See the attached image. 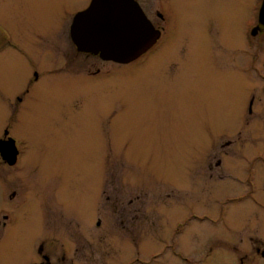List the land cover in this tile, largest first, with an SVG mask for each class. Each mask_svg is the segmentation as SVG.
<instances>
[{"label":"rangeland","instance_id":"rangeland-1","mask_svg":"<svg viewBox=\"0 0 264 264\" xmlns=\"http://www.w3.org/2000/svg\"><path fill=\"white\" fill-rule=\"evenodd\" d=\"M88 1L0 0V24L37 65L50 62L33 41L36 33L53 56L74 65L54 66L21 105L13 127L24 145L22 172L0 159V205L13 191H24L25 202L10 234L13 246H0V264H26L33 235L52 237L54 248L61 233L74 264H224L222 243L243 231L245 217L264 216L253 203H264L261 183L255 177L253 191L244 184L250 161L242 152L253 145L251 128L242 142L233 123L237 111L225 106L223 74L210 82L206 69L220 61L217 66L239 73V41L223 51L215 26L202 27L212 13L227 37L233 18L222 10L229 0L173 1L177 39L151 64L76 58L70 38L58 37ZM254 2L246 1L248 22ZM199 68L202 77L195 76ZM25 73L19 54L0 55L1 126L18 106L12 94L24 86ZM251 169L253 177L257 166ZM56 191L69 200V211Z\"/></svg>","mask_w":264,"mask_h":264},{"label":"flooded vegetation","instance_id":"flooded-vegetation-1","mask_svg":"<svg viewBox=\"0 0 264 264\" xmlns=\"http://www.w3.org/2000/svg\"><path fill=\"white\" fill-rule=\"evenodd\" d=\"M90 1L91 0L79 10L75 11L68 25L67 35L62 32L58 39L60 38L62 42H65L70 38L74 49L76 50V58L79 57L85 61L89 58L102 63L115 64L112 60H104L99 53L78 50L71 38L70 26L73 17L78 12L86 9ZM134 1L140 7L155 36L154 42H152V44L139 57H137L136 60L142 59L143 62L151 64L156 58L161 57L162 50L166 49V46L170 47L171 42L174 45V42L177 39V31L181 25L178 20L179 12L174 5L173 1L175 0ZM209 1L210 4L214 2L213 0ZM246 1L247 0H229V6H225L222 10L223 12H229L230 17L233 18L231 20L232 25H229V28L225 29L229 32L227 37L222 35V32L224 31L222 22L217 20L212 13L209 21L202 24L204 29L211 27V25L215 26L214 28L219 32L218 36L222 42L223 51L227 47H233L234 44L239 41L237 47L241 53L239 60V73L232 72L229 67L225 68L224 66H217L216 63H220V61L208 65V68L205 66L203 69H207L210 82L214 80L218 81L220 79V74H223L225 106L231 108L233 112L237 111V113H234L233 123L240 129L238 134L240 139H242V142V134L245 133L244 139L247 140V128H251L249 130V136L251 137L253 145L251 148L250 146L249 148L244 146V152H242L244 161H246V163H249L250 161L248 175L244 180V184L246 187L251 188L250 191H253L252 189L254 188L257 179L261 183L264 191V29H258L252 33L257 25L258 12L262 0H255L256 3L254 2L255 6L252 12H255V17L253 18V22H248L247 20L245 13ZM212 16H214L215 19ZM49 31L50 29L45 30L40 36L42 37V34L46 36ZM51 39L52 37L48 42H51ZM33 41L39 51L40 47H44V53H42V55L45 54V56H48L46 63L50 62V65L46 67H42L39 64L37 65L29 55L28 51L24 50L18 43L14 42L8 30L0 24V55L9 52L19 54L22 58V65L26 68V81L24 86L12 94L18 102V106L13 108L11 112L6 115L5 121L1 123L2 126L0 125V146L4 149V156L9 158H4L0 152L1 163L17 172H22L20 167L22 155L24 154V145L22 144L21 139L14 134L15 127H13V125L15 124L16 116L20 111L21 105L23 106L26 100L31 96L33 87L38 81L46 78L45 73H53L54 66L60 67L61 70L68 71L74 66L72 65L73 62L70 57L67 60H60L61 58L53 56L49 50H46L44 41H40L39 33L34 34ZM210 47L213 48L209 41L208 48ZM212 52L214 55L213 50ZM60 62H63V64H59ZM223 63L225 62L223 61ZM195 66L196 65L193 64V67ZM203 69L199 68L195 76L199 75V77H202L203 71L200 70ZM39 70H42V78H40V75L38 74ZM193 72L196 71L193 70ZM70 76L71 75H68L69 78H71ZM50 78H52V76ZM84 78L87 79V76H84ZM53 79L57 80L60 78L54 77ZM72 79H76L75 76H73ZM64 80L68 79L61 77L60 81ZM22 95H26L27 97L23 99ZM225 136H227V134ZM252 148H254V150H252ZM252 166H257V173L255 175L254 172L253 177L251 174L252 169L250 170V167ZM20 179L21 178L19 177L18 182H20ZM15 180H17V178ZM23 192L24 191H13L8 198L7 196L5 197V194L1 193L2 196L6 198L5 201L7 202V205H0V212L3 211L0 215V246L4 243H14L12 240L13 237L10 234L17 227L18 213L22 204L25 203L22 198ZM55 193L58 194V203L69 211L66 206V204H69L68 206H70V203L68 202L69 200L62 199L61 192L56 191ZM17 196H19L20 199L16 200L15 198ZM253 203L256 209L260 208L264 210V203L262 201L254 200ZM96 225L99 226V222H97ZM241 230L243 231L237 233V237L230 238L222 243L225 249V253L220 257L221 259L223 258L222 262L224 264H264V216L245 217ZM176 234V236H178L177 232ZM81 237L85 238L83 234H81ZM50 240H52V237L44 236L39 238L38 234L33 235L30 240H28L29 242H32L33 248L30 249L31 251L27 250L28 252L22 261H25L26 264H74L72 260H67L66 258L67 251L71 250V243L68 240V237L65 236V233L59 234V237L54 239L60 243H57L59 247L57 244L54 248L48 247V245L51 244L49 243ZM12 246H9L8 248L13 249L14 247ZM57 251H61L60 257H55ZM172 251L175 255L177 254L176 247H173ZM158 256H161V254ZM53 259L55 262H53ZM17 264L24 263L20 261Z\"/></svg>","mask_w":264,"mask_h":264},{"label":"water","instance_id":"water-1","mask_svg":"<svg viewBox=\"0 0 264 264\" xmlns=\"http://www.w3.org/2000/svg\"><path fill=\"white\" fill-rule=\"evenodd\" d=\"M258 29H264V0L252 33ZM70 35L78 50L99 53L104 60L121 64L139 57L155 40L134 0H91L73 17ZM3 151L0 146L7 158Z\"/></svg>","mask_w":264,"mask_h":264}]
</instances>
